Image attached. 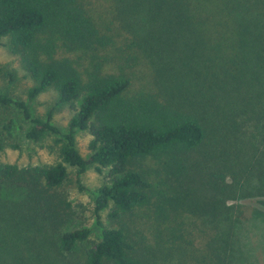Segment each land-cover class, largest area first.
I'll return each mask as SVG.
<instances>
[{
  "label": "trees",
  "instance_id": "1",
  "mask_svg": "<svg viewBox=\"0 0 264 264\" xmlns=\"http://www.w3.org/2000/svg\"><path fill=\"white\" fill-rule=\"evenodd\" d=\"M0 41L32 80L0 91V264H233L231 202L264 209V0H0ZM18 137L54 162L2 161ZM89 169L96 229L64 190Z\"/></svg>",
  "mask_w": 264,
  "mask_h": 264
},
{
  "label": "rangeland",
  "instance_id": "2",
  "mask_svg": "<svg viewBox=\"0 0 264 264\" xmlns=\"http://www.w3.org/2000/svg\"><path fill=\"white\" fill-rule=\"evenodd\" d=\"M2 42L0 41V67L3 71L10 70L13 77L0 74V91L18 98L24 97L27 87L32 85V80L21 67L18 57L11 53ZM57 98V93L48 89L38 95L30 103V107L35 113L43 116L53 108L52 117L55 124L61 131H66L73 111L67 104H58ZM16 139L20 143V138ZM89 139L90 135L87 131L78 130L76 132L77 147L83 156L89 152ZM1 160L18 165H35L54 162L55 154L46 146L25 144L21 141V147L18 149L6 147L1 154ZM104 179L105 174H98L94 169H89L81 179L83 190L76 187L75 181L64 186L67 198L72 202L74 210L73 224H86L96 229L92 191H95ZM231 203L235 204L240 212L233 264H264V209L258 207L253 199H241ZM106 214L107 211L101 212V219L109 223Z\"/></svg>",
  "mask_w": 264,
  "mask_h": 264
}]
</instances>
